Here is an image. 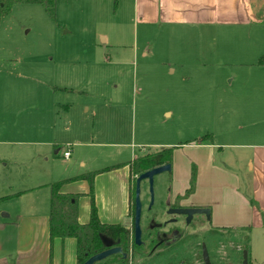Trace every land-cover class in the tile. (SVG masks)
<instances>
[{
	"label": "rangeland",
	"instance_id": "374dc122",
	"mask_svg": "<svg viewBox=\"0 0 264 264\" xmlns=\"http://www.w3.org/2000/svg\"><path fill=\"white\" fill-rule=\"evenodd\" d=\"M122 8L118 11L114 0H56L52 18L42 6L28 4L12 6L0 20L2 193L6 184L13 191H30L45 181L51 166L58 175L56 179H64L67 174L63 163L67 161L63 153L67 146L73 147L69 162L75 173L85 171L88 175L94 170L113 169L166 148H177L175 168L180 166L182 171L190 151L186 147L196 137L207 135L202 133V125L218 127L224 125L219 123L221 119L229 124L219 104L215 108L206 100L200 103V117L195 118L198 95L225 96L240 78L243 85L250 83L246 72L251 69L241 64L254 62L264 54V23L261 30L256 29L257 36L251 30L249 40L238 35L232 41L222 36L216 41L201 36L197 41L191 32L181 29L152 36L150 47L141 48V26L136 27L129 10L123 14ZM239 46L244 53L232 52ZM197 48H208V55L211 52L208 63ZM205 77L215 80L199 81ZM232 80L234 87L230 88ZM17 89L26 93L15 103L7 102L6 95ZM29 93L32 96L28 101ZM17 109L22 110L17 115L18 133L4 123L6 117L2 116ZM205 111H211L210 117L203 115ZM44 119L53 121V130H45L48 125ZM258 122L253 129L261 128ZM56 149L59 152L55 155ZM44 152L47 154H41ZM225 152L233 163L228 167L241 180L240 192L251 197V175L244 168L251 150L229 148ZM77 159L86 165L85 170L77 165ZM31 194L25 192L20 200H32ZM20 200L8 201L2 207L14 212ZM80 200L88 207V196H80ZM47 203L45 199V209ZM215 229L231 234L233 264H242L240 248L245 246L248 263L262 264L252 258L264 244L260 231L255 232L256 240L251 243V236L243 228ZM204 237L199 236L196 243L206 240L213 255L224 256L223 240Z\"/></svg>",
	"mask_w": 264,
	"mask_h": 264
},
{
	"label": "crops",
	"instance_id": "0c3cea01",
	"mask_svg": "<svg viewBox=\"0 0 264 264\" xmlns=\"http://www.w3.org/2000/svg\"><path fill=\"white\" fill-rule=\"evenodd\" d=\"M121 5L123 14L129 10L134 25L141 26V48L150 47L152 36L160 37L167 31L175 33L176 30L181 29L191 32L197 41H200L201 36L208 41H216L218 36L232 41L238 35L246 36L249 40L251 32L253 31L257 36L259 30L256 29L261 30L264 23V0H117L118 11ZM170 32L169 35H171ZM115 40H118V37ZM197 49L202 50V57L208 63V58L211 56V52L207 54L208 48ZM234 49L237 50L232 52H245L243 46ZM263 56L264 54L261 57ZM261 57L254 62L241 64L251 69L246 72L250 83L246 82L243 85L240 78L236 80L237 86L234 87V79L229 87H234L235 90L233 89L225 96L212 93L198 95V110L195 111V118L200 117V103L206 100L212 102L215 108L219 104L220 112L225 114L226 119L229 118V124L222 119L219 123L224 125L221 124L218 127L203 124L202 133L207 135L200 139L196 137L186 147L190 151L186 153L187 162L182 171L180 166L175 168V160L179 152L177 148L173 151L172 189L174 193L182 194L190 189L193 195L189 202L210 208L213 228H243L251 236V243L256 240V231H260L261 235L264 234V66L257 65ZM203 69L206 70V68ZM212 78L215 80V77ZM212 78L205 77L199 81L210 83L213 81ZM29 87L32 88V86ZM24 91L25 89L22 92L18 89L10 91L5 99L7 102L15 103L14 101H18L19 97L24 96L26 93ZM30 96H32L31 93H29L28 101L31 99ZM259 106L263 108L260 109ZM21 111L17 109L13 113L6 112L2 115L6 117L4 123L9 124L16 133L20 131L17 115ZM211 111L210 113L205 111L203 115L210 117ZM258 119L261 128L253 129ZM42 121L45 126L48 125V127L44 126L45 130H53L51 119ZM17 144L24 146L28 143L18 142ZM51 148L53 145L49 149ZM72 148L67 146L64 151V153L69 152L68 159L63 156V159L67 161L63 163L66 166L64 174H67L64 179H56L58 175L54 166H51L53 168L45 181L30 191H13L7 184L3 190L5 193L0 190V264H76L75 240L55 239L50 242L48 203L47 209L44 207L45 199L49 202L48 186L50 184L87 174L85 171L75 173L73 164L69 162ZM229 148L251 150V155L248 154L244 162V168L246 167L251 175L249 185L251 197L247 193L240 192L241 180L231 167H228L229 163L233 164L225 156V150ZM56 151L58 153L59 149ZM217 157L220 159L217 160ZM125 164L127 163L116 165L113 169L99 173L94 178V202L98 220L103 225L124 227L129 225L131 185L129 168ZM77 165L82 170L86 169V165L79 160ZM193 170L195 180L191 187L190 179ZM97 171H90V173ZM40 191H42L41 194H37ZM25 192L34 193L31 194L34 195L31 196L33 199L28 202L20 200ZM61 193L78 195L79 198L88 196L89 185L86 181L69 182L61 188ZM15 200L22 202L14 212L2 207L6 202ZM89 204L87 207L83 200H78L80 225H86L89 222ZM260 248L259 251L254 252L252 258L254 263L261 261L264 264V244H261Z\"/></svg>",
	"mask_w": 264,
	"mask_h": 264
},
{
	"label": "flooded vegetation",
	"instance_id": "af4514ba",
	"mask_svg": "<svg viewBox=\"0 0 264 264\" xmlns=\"http://www.w3.org/2000/svg\"><path fill=\"white\" fill-rule=\"evenodd\" d=\"M167 165V164H166ZM171 172L164 173L153 179V194L149 189V182L142 181L140 184L141 213L139 227L141 231V245L135 244V181L131 182L134 187L131 207L133 212L129 216V225L125 227L129 231V240L112 239L104 240V249L101 252L89 254L82 264L103 251L118 248L120 253L106 257L102 261L93 264H205L204 249L209 264H233L234 243L229 231L215 229L212 226L211 211L208 206H201L189 202L193 192L189 190L182 194L174 193L173 185V161ZM209 209L210 217L205 215H192L190 218L183 213L191 209ZM216 239L220 238L226 247L224 256L213 255L209 251L206 240L198 244V237ZM219 241V239H218ZM216 241V242H218ZM216 246L215 242H212Z\"/></svg>",
	"mask_w": 264,
	"mask_h": 264
},
{
	"label": "trees",
	"instance_id": "16d2710c",
	"mask_svg": "<svg viewBox=\"0 0 264 264\" xmlns=\"http://www.w3.org/2000/svg\"><path fill=\"white\" fill-rule=\"evenodd\" d=\"M56 0H0V20L5 17L14 5L37 4L42 6L46 13L52 18L55 14ZM117 6V0H114ZM257 65L264 66V56L261 57ZM175 148L161 149L153 154L145 155L133 159L125 164L129 168L130 179L139 176L154 168L172 164L173 151ZM105 169L75 177L69 180L53 183L48 186L49 196V215H48V234L50 242L55 239L64 241L73 239L76 242V264H82L89 254L101 252L104 249L103 238L116 241L129 240V231L122 225H103L97 217V210L94 202L93 181L96 175L109 171ZM195 180L194 170L191 173L190 185L193 187ZM86 181L89 185V222L86 225L78 223V195H68L61 193V188L69 182ZM134 187H130V214L133 212L131 202L133 201ZM235 250V249H234ZM247 247H241L244 252ZM249 264V263H248Z\"/></svg>",
	"mask_w": 264,
	"mask_h": 264
},
{
	"label": "water",
	"instance_id": "95a60500",
	"mask_svg": "<svg viewBox=\"0 0 264 264\" xmlns=\"http://www.w3.org/2000/svg\"><path fill=\"white\" fill-rule=\"evenodd\" d=\"M57 153V151L55 152V154ZM171 172V165L167 164V165H163L157 168H154L152 170H149L141 175H139L136 178L135 181V244L137 246L141 245V240H140V235H141V231H140V227H139V219H140V213H141V203H140V184L142 181H148L149 182V189H150V193L151 195L153 194V179L156 176L162 175L164 173L169 174ZM183 213H185L186 215H188V217L190 218L192 215H205L207 217V219H209L210 217V211L209 209H205V208H201V209H191V210H185ZM105 238H103V242H104ZM121 250L118 248H113V249H109L106 251H103L101 254L91 258L87 263L85 264H93L95 262L98 261H102L104 260L106 257L116 254V253H120ZM204 260H205V264H209L208 259H207V255H206V251L204 249ZM242 264H248V256H247V252L244 251L242 254Z\"/></svg>",
	"mask_w": 264,
	"mask_h": 264
},
{
	"label": "built area",
	"instance_id": "2783aa9c",
	"mask_svg": "<svg viewBox=\"0 0 264 264\" xmlns=\"http://www.w3.org/2000/svg\"><path fill=\"white\" fill-rule=\"evenodd\" d=\"M63 156H64L65 159H68V158H69V152H68V151L65 152V153L63 154Z\"/></svg>",
	"mask_w": 264,
	"mask_h": 264
}]
</instances>
